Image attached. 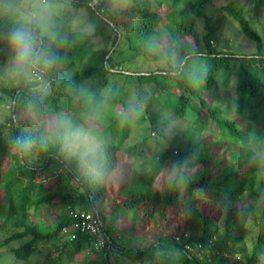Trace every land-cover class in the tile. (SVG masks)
Instances as JSON below:
<instances>
[{
    "label": "trees",
    "instance_id": "16d2710c",
    "mask_svg": "<svg viewBox=\"0 0 264 264\" xmlns=\"http://www.w3.org/2000/svg\"><path fill=\"white\" fill-rule=\"evenodd\" d=\"M92 1L68 0L74 11L86 8L109 27L110 46L95 42L100 27L85 34L68 26L70 44L61 50L65 59L50 75L46 94L34 93L21 84L10 89L0 84V107L7 105L9 109L0 122V230L10 231L0 239V255L12 240L24 239L12 249L19 260H27L37 243L52 242L56 253L47 248L43 254L51 261H72L89 248L92 254L85 258L86 264H112V251L138 264H264L260 258L264 254V175L256 173L260 161L252 158L254 144L264 149V39L248 16L259 14L264 0H229L220 6L254 42L255 51L250 53L218 50L211 45L212 17L207 7L212 0H131L130 7L116 15L102 13L98 8L101 0ZM197 18L204 21L203 35L196 28ZM155 36L162 45L165 65L130 71L132 59L150 55L148 46ZM2 47L6 48L0 42ZM172 54L187 60L185 70L178 75L172 74ZM121 63L127 68L122 69ZM221 70H236L233 105L219 101L217 75ZM111 73L148 87L145 100L156 99L170 113L187 120L185 134L192 135L199 126L203 140L179 149L166 148L154 161L148 159L145 138L123 146L130 119L122 116L135 105L120 97L111 84ZM228 83L224 79L222 85ZM82 87L87 93L80 91ZM105 98L106 108L98 120L102 146L89 161L106 177L102 181L87 173L77 160L66 159L59 141L42 147L38 141L43 128L24 119L29 102H33L42 121L68 114L79 124L83 115L94 112L95 103ZM117 106L123 112L118 113ZM7 133L12 141L17 135L32 138V150L18 153L7 143ZM113 173L117 179H107ZM107 197L101 217L99 205ZM60 204L71 208L77 204L97 213L103 226L109 212H133L156 236L147 245L130 247L104 227L108 240L98 250L80 234L72 241H61L60 230L69 217L46 232L33 220L51 215L50 209ZM255 208H260L261 214L249 254L244 244L238 246L242 236L233 233V225ZM173 222L182 227L177 236L167 231ZM198 243L210 250L203 258L186 248Z\"/></svg>",
    "mask_w": 264,
    "mask_h": 264
},
{
    "label": "rangeland",
    "instance_id": "374dc122",
    "mask_svg": "<svg viewBox=\"0 0 264 264\" xmlns=\"http://www.w3.org/2000/svg\"><path fill=\"white\" fill-rule=\"evenodd\" d=\"M227 1L229 0H212L207 7V11L212 17L213 33L210 37L211 45L218 50H228L237 53H250L255 51L254 42L241 33L237 22L220 10V6ZM95 2L96 0H93L91 4H94ZM250 15H252V12L248 13L252 27L259 34H261L264 39V8L257 15H252L251 17ZM74 22H82L83 24L93 25V30L90 34H93L96 31V28L100 27L99 34L94 37L95 42H97L99 46L111 45L112 37L110 35L109 37L107 36L108 33H110L109 27L102 24V22L95 14L90 12V10L80 8L79 10L74 11L68 2V10L61 21L62 30L66 32L69 26L71 30L79 31L74 27ZM196 28L200 35L206 33L204 21L202 19H196ZM148 47L151 50L150 55L147 58L137 56L132 59L130 62L131 65L129 66L130 71L155 70L156 68L165 65V54L161 43L158 41V36L152 38ZM7 54V48H0V69H2L6 61ZM113 59L115 62V58ZM121 68L125 69L127 66L124 63H121ZM64 71H66V69ZM260 76L262 75L260 74ZM235 78L236 70L234 72L222 70L218 72L217 82L219 84L218 96L220 103L233 105L235 97L233 84ZM110 79L111 84L115 86V90L119 93L120 97L126 104L130 106H142L138 109V114L135 115L134 118L130 119V131L128 138L123 143V146L145 138L150 152L148 159L150 161H154L156 156L166 148L179 149V146H190L199 140H203L204 133L200 131L199 126L194 127L192 135L185 134L183 132L188 125L187 120L178 118L170 113L167 108L160 104L156 99L145 100L144 96L147 95L149 91L148 87L138 86L134 80H127L123 76L117 75V73H111ZM224 79H228L229 83L227 86L222 85ZM0 84L9 89L18 85L12 84L4 78H0ZM110 88L111 85L107 87L105 93H107ZM262 107V111H264V103ZM119 108L120 107L117 106L118 113L123 112ZM8 110L7 105L0 107V122L4 120ZM122 118H124V116H122ZM6 140L8 144L12 143V138L9 133H7ZM113 141L117 143L118 137H115ZM253 150V160H255V162L260 161L256 173L264 175V162L262 158L264 156V149L261 150L259 148V143H256L253 146ZM167 167L168 166L166 165L165 169ZM164 173V170L161 171V174ZM158 178L160 179V175ZM107 199L108 197L99 205L101 217H103ZM250 202L251 199L247 200L246 204H249ZM240 205L241 202L236 205L234 212L238 211ZM75 207L79 206L76 204ZM70 209L71 207L69 204L56 205L50 209L51 215L42 214V216L37 218L35 217L33 220H35L37 227L41 231H50L60 220H64L68 217ZM42 213H44V211H42ZM260 214L261 209L255 208L246 219L241 220L239 218V220L237 219L233 225V233L235 235L240 234L242 236V241L238 244V246L244 244L246 252L249 254L252 252L254 239L258 230L256 222L260 218ZM223 218L224 215H222L221 221ZM104 227L110 235H116L121 244L130 247H141L147 245L156 236V233L148 229L146 224L141 223V221L134 216L133 212L126 213V215L120 210L107 213L104 219ZM167 231L170 234L177 236L182 232L181 224L173 222ZM8 234H10V231L1 229L0 239ZM23 242L24 239H15L12 240L6 247L2 248L0 264H86L85 258L92 254L91 251H85L72 261H69L66 258H63L60 261L55 259L51 261L46 259L43 254L47 251V248L52 249L51 253H56V250L53 247L54 245L52 242H39L37 243V248L34 253L27 260H19L14 256L12 249L19 246ZM238 255L239 254L237 253L236 256ZM260 258L264 260V254H262ZM110 261L112 264H138L120 257L115 251H112L110 254ZM257 264L260 263L258 262Z\"/></svg>",
    "mask_w": 264,
    "mask_h": 264
},
{
    "label": "clouds",
    "instance_id": "9594fccd",
    "mask_svg": "<svg viewBox=\"0 0 264 264\" xmlns=\"http://www.w3.org/2000/svg\"><path fill=\"white\" fill-rule=\"evenodd\" d=\"M101 4H98V8L102 13L107 11L110 15H116L125 12L131 0H101ZM67 10L68 0H0V26L3 28L0 42L6 46L8 53L0 69V78L12 84L29 86L34 93H47L50 75L65 59L61 50L70 44L69 36L62 30L61 24ZM74 27L85 34L93 30V25L82 22H74ZM172 61L173 75L185 70L186 59H179L172 54ZM80 91L87 93L83 87ZM87 95L91 102V94ZM106 100L96 102L95 111L86 112L79 124L74 123L68 114L42 121L33 102H29L24 119L43 128L38 141L42 147L52 141H59L60 152L66 159L77 160L87 173L97 181H102L106 177L89 161L102 146L98 137V120L106 108ZM140 107L129 108L123 113L124 119L134 118ZM33 144L32 138L23 135L15 136L12 141V147L20 154L31 151ZM107 179L115 180L117 176L113 173Z\"/></svg>",
    "mask_w": 264,
    "mask_h": 264
},
{
    "label": "built area",
    "instance_id": "2783aa9c",
    "mask_svg": "<svg viewBox=\"0 0 264 264\" xmlns=\"http://www.w3.org/2000/svg\"><path fill=\"white\" fill-rule=\"evenodd\" d=\"M69 223L63 225L60 230V240L72 241L78 234L88 240L90 247L98 250L101 249L108 240L106 231L97 213L86 210L82 207L71 208L68 212ZM191 251H197L200 258L205 257L210 250H204L200 243L195 247L186 246ZM89 248L86 249L88 251Z\"/></svg>",
    "mask_w": 264,
    "mask_h": 264
}]
</instances>
